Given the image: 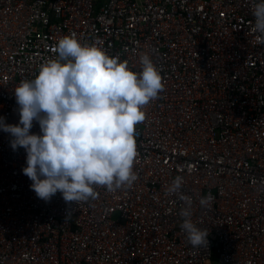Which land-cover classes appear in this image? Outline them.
<instances>
[{
  "label": "built area",
  "instance_id": "2783aa9c",
  "mask_svg": "<svg viewBox=\"0 0 264 264\" xmlns=\"http://www.w3.org/2000/svg\"><path fill=\"white\" fill-rule=\"evenodd\" d=\"M255 0H0V117L19 122L14 90L75 34L140 72L148 54L164 90L136 125L137 180L69 205L39 199L23 148L0 131V264H264V42ZM31 133L39 134L34 122ZM209 230L193 248L180 225ZM211 195L209 207L201 197ZM74 209L67 218L69 209Z\"/></svg>",
  "mask_w": 264,
  "mask_h": 264
},
{
  "label": "clouds",
  "instance_id": "9594fccd",
  "mask_svg": "<svg viewBox=\"0 0 264 264\" xmlns=\"http://www.w3.org/2000/svg\"><path fill=\"white\" fill-rule=\"evenodd\" d=\"M253 31L264 42V0H255ZM55 59L40 65L34 79L14 90L19 122L5 123L13 151L23 148L22 173L30 189L47 202L58 192L66 204L76 206L97 198V187L108 192L130 188L137 180L136 125L145 120L144 106L164 90L159 69L148 54L140 56L142 70L132 71L127 61L109 56L99 41L81 43L75 34L62 37ZM34 122L39 134L31 133ZM183 178L167 188L185 202L180 211L182 231L197 249L208 246L209 230L192 221L191 198L181 194ZM211 195L201 197L202 208ZM74 209H69L68 217Z\"/></svg>",
  "mask_w": 264,
  "mask_h": 264
}]
</instances>
